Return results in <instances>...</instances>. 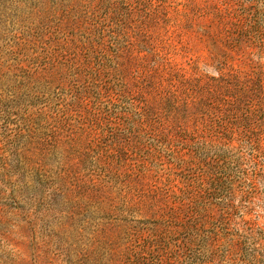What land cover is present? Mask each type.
Returning a JSON list of instances; mask_svg holds the SVG:
<instances>
[{
    "label": "rangeland",
    "instance_id": "1",
    "mask_svg": "<svg viewBox=\"0 0 264 264\" xmlns=\"http://www.w3.org/2000/svg\"><path fill=\"white\" fill-rule=\"evenodd\" d=\"M255 1L256 41L216 44ZM259 39L264 0H0V264H264V112L257 166L197 115L240 92L214 79L218 60L264 106ZM119 45L132 69L151 46L189 69L161 81L189 102L186 126L130 129L98 99L95 71Z\"/></svg>",
    "mask_w": 264,
    "mask_h": 264
},
{
    "label": "trees",
    "instance_id": "2",
    "mask_svg": "<svg viewBox=\"0 0 264 264\" xmlns=\"http://www.w3.org/2000/svg\"><path fill=\"white\" fill-rule=\"evenodd\" d=\"M257 13L256 1L248 7L243 4L236 13V20H224L223 30L214 35L216 44L227 45L231 50H241L246 47L245 45L251 46L256 41L250 36V31L255 26L252 24V18H255ZM113 17L108 13L105 16H100L97 22L99 33L110 25ZM219 22H222L221 18H219ZM112 31L113 33L117 32ZM105 35L102 34L98 38V45L103 49H106L104 46ZM108 35L110 36V34ZM118 36L119 34L115 37L116 43H119ZM258 41L261 48L264 49V40L259 39ZM117 47L114 54H110L107 58V62L110 61L113 66L106 62L103 64L102 70L98 68L95 71L94 86L98 99L103 98L102 101L112 102L115 108L118 107V112L114 110L116 119L130 129H147L156 132L162 128H183L186 126L191 115L189 102L187 99L183 101L164 94L161 81L185 77L190 73L189 69L178 67L163 49L159 47L156 49L154 46L144 49L147 55L145 59H142V65L137 69H132L129 59L121 60L122 53L130 51L132 46L119 45ZM150 54H152V58H149ZM218 62L220 66L217 67V70L222 76L214 79L221 82L226 80L227 89L232 87V90L233 88L236 90L237 88L240 92L233 95H214L215 99L212 100V103L215 107L210 110L199 109L198 121L204 124L206 122L203 121L206 118L207 122H212L211 125L209 123L203 127V132L207 128L211 129L212 127L213 129L218 125L216 129L212 130V135L217 136L220 140H225V144L229 146L234 141L238 142L240 148L251 154V160L257 166L258 157H260V133L256 131L260 128H257L256 114L257 110L264 112V106L262 103L256 104V99L252 97L253 88H250L249 84H246L245 87L239 86V83L234 80L240 78L230 72H223V69H226L224 60H218ZM190 71L192 74L200 73L197 64L192 69L190 68ZM256 173L259 174V172ZM245 207L249 209L247 206Z\"/></svg>",
    "mask_w": 264,
    "mask_h": 264
}]
</instances>
